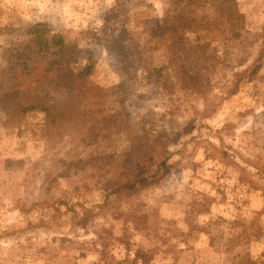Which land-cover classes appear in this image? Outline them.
<instances>
[{"label":"rangeland","instance_id":"1","mask_svg":"<svg viewBox=\"0 0 264 264\" xmlns=\"http://www.w3.org/2000/svg\"><path fill=\"white\" fill-rule=\"evenodd\" d=\"M235 1L237 37L189 29L153 50L164 0H0L1 70L42 23L106 91L49 124L0 103V264H227L224 240L264 230V0ZM248 252L264 260V237Z\"/></svg>","mask_w":264,"mask_h":264},{"label":"trees","instance_id":"2","mask_svg":"<svg viewBox=\"0 0 264 264\" xmlns=\"http://www.w3.org/2000/svg\"><path fill=\"white\" fill-rule=\"evenodd\" d=\"M244 27V14L235 0H164L162 26L148 31L146 45L153 50L160 49L173 42L179 32L189 29L207 33L221 31L231 39ZM26 34L29 39L25 44L4 53L8 65L5 70L0 69V82L8 80L12 89L0 97L1 104L10 105L14 113L41 110L46 113L47 124L53 123L56 117L64 119L63 114L69 109L94 113L104 106L106 91L94 86L88 92L90 88H85V80L89 69L85 67L79 72L73 69L75 53L68 51V44L61 34L50 31L42 23L31 25ZM59 87L68 89L72 97L62 104V109L50 103V91ZM76 90L80 93L74 98ZM236 222V219L232 221L233 224ZM219 224V220H212L201 228L208 236L210 247L215 246L216 240L224 239L221 234L215 236L209 230ZM244 228L241 233H234L224 240L222 248L227 253L226 263L264 264V260L254 261L248 252L253 240L264 237V230L257 219L245 224Z\"/></svg>","mask_w":264,"mask_h":264}]
</instances>
